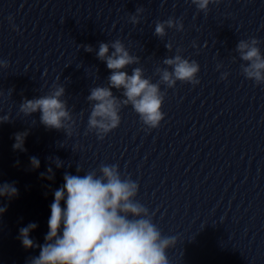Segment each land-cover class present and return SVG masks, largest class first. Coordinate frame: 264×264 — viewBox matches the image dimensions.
Listing matches in <instances>:
<instances>
[{"label": "clouds", "instance_id": "9594fccd", "mask_svg": "<svg viewBox=\"0 0 264 264\" xmlns=\"http://www.w3.org/2000/svg\"><path fill=\"white\" fill-rule=\"evenodd\" d=\"M191 2L198 10L207 13L209 4L220 0ZM139 11L141 9H137ZM131 19L133 23L138 22L136 16ZM166 26L183 29L180 21L169 18L156 22L155 34L165 36ZM259 43V40L251 38L250 41L241 40L237 45L241 60L248 62L242 66L243 75L257 85L264 84V56L257 47ZM111 47L114 51L109 55V45L101 43L97 53L99 59L106 61L111 75L108 87H95L87 97L95 102L88 118V130H95L103 139L120 125V108L129 104L148 129L159 127L165 117L162 111L165 93L161 92L160 84L144 78L142 69L138 67L129 75L123 69L137 63L138 58L131 56L120 40L113 42ZM86 51L90 52L92 48L86 46ZM164 64L173 69L171 72L167 69L162 71L161 81L168 88L175 87L177 81L199 84L197 73L200 66L195 60L176 55L165 59ZM0 65L6 67L7 63L0 61ZM112 89H123L124 99L114 96ZM64 91L63 87L56 86L48 95L25 99L20 111L25 115L39 111L40 122L46 128L65 129L71 135L70 125L65 122L72 121V117L60 99ZM7 121V117H0V123ZM26 136L27 132L15 134L14 150L26 151ZM54 162L57 168L63 166L59 158ZM30 163L33 169L40 166L36 157H31ZM76 171L81 172L78 168ZM99 171V176L95 171L83 175L64 174V184L54 191L44 244H37L30 238L37 224L29 223L19 230L25 249H40L39 255L31 258L29 264H170L167 252L176 245L177 238L163 236L152 222L149 210L136 200L138 183L130 177L122 178L118 165L102 164ZM47 172V179H54L51 167ZM17 195L18 189L14 184H0V199L11 200ZM5 211V207H0V215Z\"/></svg>", "mask_w": 264, "mask_h": 264}]
</instances>
